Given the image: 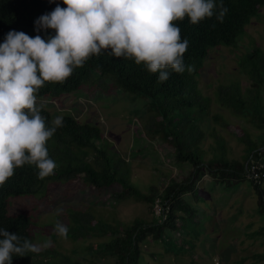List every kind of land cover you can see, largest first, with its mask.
Segmentation results:
<instances>
[{"label":"rangeland","instance_id":"374dc122","mask_svg":"<svg viewBox=\"0 0 264 264\" xmlns=\"http://www.w3.org/2000/svg\"><path fill=\"white\" fill-rule=\"evenodd\" d=\"M255 46L264 51V6L246 26L237 46L215 47L205 60L199 87L213 99V119L202 124L207 164L192 179L193 189L183 194L198 213L189 217L187 212H179L184 217L177 220L183 225L177 231L167 228V239H171L166 240V245L149 231L140 243L141 264H264V213L255 185L242 175L222 177L208 166L216 147L220 149L216 153L223 150L230 163H244L248 139L258 145L263 143V128L249 117L237 115L232 108L222 107L215 99L220 87L230 84L239 83L243 95L249 92L252 80L241 61ZM114 85L109 75L96 73L80 89L59 97H38V103L54 119L71 114L81 123L99 126L103 132L100 145L110 155L125 160L130 179L143 193L164 195L172 181L189 180L194 166L177 160L172 144L150 130L154 112L149 101ZM262 95L264 102V91ZM215 114H220L222 120L216 121ZM219 137L223 139V149L217 146ZM9 202L11 214L26 211L36 216L38 224L33 231L37 244L50 240V247L59 256H69L81 264H116L118 258L114 254L104 249L91 250L114 235L95 227L91 234L78 240L60 237L55 225H72L71 212L85 213L99 225L118 226L121 233L138 221L154 220L152 201L125 193L118 182L97 188L85 180L84 174L69 181H50L46 191L38 195H11ZM57 207L63 208L59 215L55 212ZM167 245L171 251H167Z\"/></svg>","mask_w":264,"mask_h":264},{"label":"trees","instance_id":"16d2710c","mask_svg":"<svg viewBox=\"0 0 264 264\" xmlns=\"http://www.w3.org/2000/svg\"><path fill=\"white\" fill-rule=\"evenodd\" d=\"M219 2V0H217ZM59 4L67 7L63 0H0V43L9 31H22L30 37L40 35L47 40L55 35L52 29H41L37 31L35 21L42 15L50 13ZM223 5L228 12L223 23L216 20L215 16L205 19L197 25H192L187 17L182 21H173L181 30V38L188 39L189 47L184 54L185 65H193L194 71L189 73H176L169 70V79L158 82V73L148 72L143 65H136L134 60L115 58L107 52L102 55H93L83 67H78L73 74L64 82H45L37 96L59 97L63 94L74 92L87 83L93 75L100 73L113 78L114 86L126 93L144 96L149 101L150 109L153 111V120L150 121V130L161 134L169 144H172L174 153L179 161L190 162L194 166V174L187 181H172L166 188L164 195L154 192L143 193L133 183L129 176V167L121 157L110 155L100 141L103 132L97 125L81 123L73 115L67 114L63 117V126L57 128L55 134L47 141L46 147L57 167L54 174L43 180L37 178V169L34 166L25 165L14 170L4 185L0 186V228L10 233H17L21 237L28 238L37 244L35 225L38 224L36 216L30 212L22 211L17 214L9 212V197L11 195H38L44 193L50 181H69L79 174H84L85 180L97 188L111 186L118 182L127 194L152 201L161 197L164 204L169 207L167 219L158 222L155 215L153 222L138 221L134 225L120 232L118 226L101 224L93 221L89 215L79 211L71 212L72 225L68 226V236L74 240L88 236L95 227L106 232L113 233L110 241L99 243L94 249L114 254L118 260L116 264H141L140 243L147 238L152 230L155 239L166 243L167 228L179 230L184 215L187 212L193 217L197 211L183 198L192 187V179L196 172L207 164L205 161L206 149L202 146L205 131L202 124L211 117V106L213 99L202 93L199 87L200 71L205 64L210 50L218 46H237L240 36L245 32L246 26L260 13L264 6V0H223ZM241 66L252 80V88L243 95L239 83L221 86L216 93V101L222 107L232 108L234 113L243 117H249L264 129V102L262 92L264 91V51L255 46L247 52L241 61ZM41 115L46 124L51 126L54 119L51 112L42 108ZM220 114H215L214 119L220 120ZM222 120V119H221ZM223 123H226L223 121ZM218 138V145L225 148L224 142ZM263 143L248 139L249 146L246 162L230 161L225 157L222 150L217 154L219 148H215V154L209 168L220 176L246 177L257 189L261 211L264 213V172L261 182L249 179L247 173V162ZM92 156L93 159H89ZM228 173V174H227ZM120 193L119 195H121ZM180 234V233H179ZM92 246V245H91ZM90 247V246H89ZM167 251H171L167 245ZM58 257V258H55ZM12 264H81L69 256L57 254L51 247L42 249L39 253H27L25 256H13ZM93 264H97L93 262Z\"/></svg>","mask_w":264,"mask_h":264},{"label":"clouds","instance_id":"9594fccd","mask_svg":"<svg viewBox=\"0 0 264 264\" xmlns=\"http://www.w3.org/2000/svg\"><path fill=\"white\" fill-rule=\"evenodd\" d=\"M36 21L37 31L52 29L45 40L22 31H9L0 43V186L25 165L37 169L40 180L54 174L47 141L63 126L57 116L46 124L38 103L45 82H64L93 55L107 52L115 58L134 60L158 82L169 79V70L193 72L185 65L188 39L173 21L185 17L192 25L215 16L223 23L228 12L223 0H63ZM59 215L62 207L55 210ZM55 232L67 238L69 229L57 222ZM51 241L34 244L28 238L0 228V264L12 257L39 253Z\"/></svg>","mask_w":264,"mask_h":264},{"label":"built area","instance_id":"2783aa9c","mask_svg":"<svg viewBox=\"0 0 264 264\" xmlns=\"http://www.w3.org/2000/svg\"><path fill=\"white\" fill-rule=\"evenodd\" d=\"M246 168L249 179H253L260 183L264 172V145L260 146L256 152L252 154L247 162ZM153 209L158 222H163L167 219L169 207L164 204L161 197L156 198Z\"/></svg>","mask_w":264,"mask_h":264},{"label":"crops","instance_id":"0c3cea01","mask_svg":"<svg viewBox=\"0 0 264 264\" xmlns=\"http://www.w3.org/2000/svg\"><path fill=\"white\" fill-rule=\"evenodd\" d=\"M187 202V201H186ZM190 204V203H189ZM191 205V204H190ZM198 213V210L195 208V205H191Z\"/></svg>","mask_w":264,"mask_h":264}]
</instances>
